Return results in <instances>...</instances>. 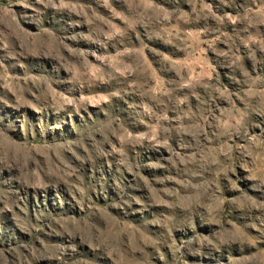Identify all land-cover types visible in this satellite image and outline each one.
Segmentation results:
<instances>
[{
    "label": "rangeland",
    "instance_id": "374dc122",
    "mask_svg": "<svg viewBox=\"0 0 264 264\" xmlns=\"http://www.w3.org/2000/svg\"><path fill=\"white\" fill-rule=\"evenodd\" d=\"M0 264H264V0H0Z\"/></svg>",
    "mask_w": 264,
    "mask_h": 264
}]
</instances>
